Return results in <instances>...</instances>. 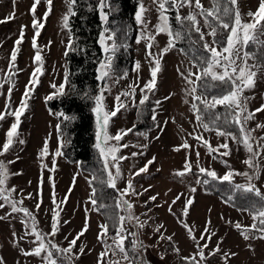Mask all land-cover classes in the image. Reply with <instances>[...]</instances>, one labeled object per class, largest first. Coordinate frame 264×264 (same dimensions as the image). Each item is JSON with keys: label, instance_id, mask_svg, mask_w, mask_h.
<instances>
[{"label": "rangeland", "instance_id": "rangeland-1", "mask_svg": "<svg viewBox=\"0 0 264 264\" xmlns=\"http://www.w3.org/2000/svg\"><path fill=\"white\" fill-rule=\"evenodd\" d=\"M33 0H0V21L4 20L13 12L15 18L7 22H0V111L4 110L8 101V88L12 87L11 106L14 109L20 102L25 85L29 84L30 77L38 65L34 63L35 49L32 47L35 30L32 27L33 16L30 8ZM144 5L150 9L146 14L149 21V31H155L154 26L158 22V12L152 0H143ZM205 7L210 6V0H202ZM239 8L247 19L246 14L249 11L255 12L259 6V0H238ZM48 5L46 0H41L37 6L36 17L43 21L44 13ZM68 5L66 0H53V8L47 17L45 27L40 30V35L36 37V42L41 50L43 58L42 73L37 74L38 83L29 100V107L21 117L20 139L25 141L24 144H16L14 149L0 160L15 161L8 164V168L13 175L10 176L7 186H15L16 192L12 194L13 199H23V206L32 211L39 225L44 232L50 231L51 209L53 194L57 204L67 196V202L61 204L63 211L60 213L62 221H68L63 224L60 232L55 237V241L60 245L67 247L70 241L83 228L85 223V209L88 208L89 230L78 241L77 249L80 246L85 247V254L80 256L74 264H97L99 254L104 250L103 244L97 240L99 232L98 225L104 223L100 213L92 209L88 202L91 188L87 182L90 174L79 168L76 162L67 160L63 155L55 157L58 143L63 139L57 134L56 123L58 114L50 109L46 103V97L57 91L51 87L52 84L59 86L65 83L66 61L64 51L69 40V29L63 28V17L67 13ZM138 10V9H137ZM182 13L188 14L187 7L180 9ZM24 28V39L19 45L15 68L19 71L15 74L14 79L7 80L10 69L11 52L16 46L15 42L20 37L21 26ZM207 32V29H205ZM141 34V28L138 25V33L134 41L135 63L129 75L125 78L111 75L104 81L103 86L107 88L104 92V107L110 111L114 106L116 95L124 91H130L129 85H139L136 87L134 100L125 98L128 104L126 110H121L116 117L112 118L108 125L110 135H115L120 130L131 129L133 118L135 116V107L141 98L139 88L142 87L150 77V64L146 57V43L142 40L136 43ZM211 40V37H207ZM168 37L161 34L156 37L157 47L154 51H159L167 46ZM141 67L135 70L136 62ZM191 60L179 49L175 48L164 55L161 61L162 71L157 78V91L155 97L161 101L155 110L156 126L149 133L143 134L134 131L129 132L120 142L128 144L127 148H122L118 155L128 157L120 162L122 178L117 182L118 187L123 189L127 181L132 182L138 192L143 194L137 197H131L135 205L133 213L141 221H146L142 229H137L129 225L131 231L138 232L139 239L146 246L144 259L150 264H177L179 256H190L195 251L194 242L188 237L185 229L178 223L177 217L180 216L185 201L192 197L194 204L189 209L187 222L195 230L199 237L203 230L205 222L210 219L212 230L217 232L213 238L210 247H215L216 241L224 237L221 245L225 252H235L238 255L230 259V264H264V240L252 239L246 241L235 229V222H240L244 226H250L253 221L249 214L238 211V208L226 204L220 197L207 192L202 184H197V178L191 173L184 177H179L175 173L182 170L186 157L191 160L193 168L197 160L196 151L200 152V165L206 168L214 169L219 175H223L228 168L221 160L227 161L233 169L239 172L252 173V169L247 168L243 163L249 157L247 151L242 145H237L229 141L232 149L230 156L213 159L208 155L207 149L202 147L196 140L189 136L202 130L197 128L193 113L190 111L191 103H185V100H191L186 95L188 87L177 72V68L182 71L190 67ZM252 63V61H249ZM245 95L251 97L248 105L249 110L259 108L264 104V76L257 79L255 87L247 91ZM165 97H169L165 99ZM167 121V124L164 122ZM14 117L9 116L5 121L0 122V145L5 141V133ZM256 124H264V112L256 113L255 119L250 121L248 127L255 128ZM159 125V126H157ZM161 128L164 130L161 132ZM213 146L223 143V138L216 137L214 132H203ZM253 136H264V129H256ZM157 137H159L157 139ZM47 140L48 155L41 157L40 153ZM185 140L192 145L189 150L181 149L174 151ZM115 144V141H110ZM147 145L146 148L139 146ZM223 151V150H221ZM133 152L143 155L133 157ZM215 155V154H213ZM19 159H16V157ZM153 157L155 162L149 165L148 171L139 176L132 174L139 168L144 167L147 161ZM56 160L55 171H51L52 160ZM256 163L259 165L260 179L255 183L264 192V159L257 158ZM45 165L47 167H45ZM159 169V170H158ZM15 173H20L15 175ZM75 177V180H74ZM235 181L245 183L243 176H236ZM195 187L196 191L191 189ZM147 189V191H144ZM31 194V198H27ZM179 194H183L181 199L173 205L175 215L169 213L168 206L172 200ZM156 195V201H150L149 197ZM42 199L41 208L36 209V204ZM210 210V211H209ZM10 207L0 208V216H6L10 213ZM22 214L14 213L7 215L6 219L0 220V257L6 261V264H42L40 257L24 256L20 249L29 250L34 247L30 243V238L24 236L26 228L21 223ZM231 221L232 224H229ZM163 224L164 235H172L176 248L180 249L179 254L175 251H164L163 243L165 240L159 239V234L154 231L156 227ZM13 232L16 237H13ZM67 237V239H65ZM18 242V247L14 243ZM111 241H109L110 243ZM127 243V242H126ZM251 244L254 251L249 250ZM161 254L164 259L161 260ZM108 259L107 257L105 258ZM209 264H225L221 255L209 257Z\"/></svg>", "mask_w": 264, "mask_h": 264}, {"label": "snow or ice", "instance_id": "snow-or-ice-1", "mask_svg": "<svg viewBox=\"0 0 264 264\" xmlns=\"http://www.w3.org/2000/svg\"><path fill=\"white\" fill-rule=\"evenodd\" d=\"M41 0H33L30 8V13L33 16L32 27L35 30V35L32 41V47L35 49L34 63L38 66L35 67L32 76L30 77L29 84L25 85L24 93L22 94L19 104L13 109L11 106V94L13 88H8V101L5 104L4 110L0 111V122L5 121L9 116L14 117V122L11 123L7 132L5 133V141L0 145V157L9 154L16 144H24L25 141L20 139V124L21 117L29 107V100L32 98V93L35 90V85L38 83L37 74L42 73L43 58L41 50L37 45L36 37L40 35V30L45 27L47 17L50 15L53 8V0H46L48 5L44 13L43 21L36 17L37 6ZM68 5L67 13L63 17V28L69 29V19L77 13L74 6L77 0H66ZM15 4V0H13ZM152 4L156 6L158 12V22L154 26L155 31H149L145 14L150 10L148 9L143 0H139L138 10L135 13V21L141 28V34L137 38L136 43L139 44L142 40L146 43V57L150 64V79L139 88L141 98L139 105L143 106L149 101V93H154L157 87L158 74L162 71L161 61L165 54L176 48L177 43L185 39L191 41L193 48L199 45V48L192 53L193 59L190 62V67L184 71L177 68V72L181 75L186 85V95L191 100H185V103H191L190 111L193 113L197 128L201 132L188 133L192 136L202 147L207 149L208 155L213 159L228 157L231 154L229 141L237 145H242L249 154V157L243 161L247 168L252 169V173L236 171L227 163L221 160L222 163L228 168L223 174L219 175L214 169L206 168L200 165V152L196 151L195 167L199 174L211 178L212 181H217L220 184H227L229 186V194L225 199V203H231L235 206V201L240 199L244 203L238 208V211L247 213L251 216L253 223L250 226H244L240 222H235L234 227L243 237L244 240L250 241L252 239L264 240V192L255 183L260 179L259 165L256 163L257 158L264 159V136L256 137L253 133L256 129H264V124H256L255 128L248 127L250 121L255 119L256 113L264 112V104L254 110H249V103L251 97L245 95L247 91L252 90L257 82V79L264 76V0H259V6L255 12L249 11L246 16L242 15L238 0H210V6L205 7L202 0H152ZM187 7L189 12L186 16L179 14L180 9ZM96 9L99 13V18L102 23L101 31L98 35V43L104 54V58L98 62L97 77L98 81H106L113 73V58L115 53L120 47H125L123 44L117 43V29L110 28L109 17L115 11L110 0H97ZM174 11V17L168 13ZM15 18L13 12L8 17L0 22H7ZM175 20L180 25L179 30L175 29L172 20ZM21 26L20 37L16 40L17 47L13 49L10 56L9 75L7 80L15 75L19 69L15 68V61L19 51V45L22 44L24 39V28ZM207 29V32H205ZM71 33V30L69 29ZM165 34L168 37L167 46L154 51L157 47L156 37ZM195 34V39H193ZM126 35V34H125ZM211 37V40L206 39ZM252 49H255L253 51ZM74 40L69 35L67 50L74 51ZM183 51V49H181ZM260 53L261 55H258ZM252 61V63H249ZM141 67L137 61L135 70ZM127 74L125 73L124 76ZM67 83V75L65 76V83L57 86L52 84L51 87L57 89L54 95H66L65 84ZM139 85H129L130 91H124L116 95L114 98V106L110 111H106L103 101L104 92L107 88L101 87L100 94L95 99V107L92 109L97 115V142L94 147L98 150L99 156L102 161L101 174L95 172L90 174L87 182L91 188V193L88 202L91 204L92 209L97 213L106 216V221L98 225L99 232L97 240L100 241L104 250L99 254L97 264H150L144 259V252L146 246L139 239L137 231H131L128 227L132 225L137 229H142L146 221H141L138 216H135L133 209L135 205L131 201V197L142 195L138 192L132 182V179L127 181L123 189L118 187L117 182L122 178L120 162L128 159L123 155H118L122 148H127L128 144L120 143L125 136L132 131V129L120 130L115 135H110L108 132V125L112 118L116 117L121 110H126L128 104L122 97L132 98L134 100L136 87ZM53 98V95L46 97V100ZM169 97H165L168 99ZM161 101L157 100L156 105L159 106ZM222 109V111H221ZM60 116L65 121H72L75 117H69L64 113ZM152 120L156 121L155 109L153 110ZM167 124V121L164 122ZM159 126V125H157ZM236 128L237 131H232L231 128ZM60 129V125H57ZM161 132L164 130L160 129ZM203 132H214L216 137L223 138V143L213 146L211 142L206 139ZM143 135V134H141ZM159 137H157L158 139ZM110 141H115V144H110ZM67 140H62L58 143V148L55 152V157L63 155L61 149L68 143ZM146 148L147 145L139 146ZM192 148L187 140L180 146L176 147L174 151L181 149L189 150ZM223 150V151H221ZM215 154V155H213ZM48 155L47 140L41 150L40 156ZM133 157L143 155V152L131 154ZM16 159H19L17 156ZM156 158L153 157L147 161L144 167L139 168L132 175L139 176L148 171L149 165L155 162ZM15 161L0 160V208L6 206L10 207L11 212L6 216H0V220L6 219L7 215L14 213L22 214L21 223L26 228L24 236L20 237L23 240L25 237L30 238V243L34 245L29 250L20 249L24 256L40 257L42 264H74L80 256L85 254V247L80 246L77 249L78 241L89 230L88 211L85 209V223L83 228L68 241L67 247H61L55 241V237L60 232L63 224L68 221H62L60 213L63 209L61 204L67 202V196L57 204L55 194H53L52 203L54 205L51 209V224L50 231H42L37 222L35 214L27 207L23 206V199H13L12 194L16 192L15 186L8 187V181L13 173L10 172L8 164ZM45 167H47L45 165ZM56 160H52L51 171H55ZM159 170V169H158ZM189 173H193V164L190 159L186 157L184 167L179 170L175 175L184 177ZM20 173H15L18 175ZM243 176L245 183H236L235 177ZM75 180V177H74ZM197 184L209 183L208 179H200L198 177ZM109 188L116 192L114 209L117 210L113 214H108L107 210L110 205L102 202V196L98 194V187ZM147 191V189H144ZM192 192L196 188L191 189ZM183 194L177 195L169 204V213L175 215L173 212V205L181 199ZM27 198H31V194ZM150 201H156L157 196L149 197ZM42 199L36 204V209L41 208ZM194 204V199L189 197L177 217L178 223L185 229L188 237L194 242L195 251L187 257H182L185 264H209V257H216L218 254L225 261V264H230V259L238 255L235 252H225L222 250V243L224 237H220L215 244V247H210L213 238L217 236V232L211 228V220L205 222L203 230L200 232L199 237L195 234V230L187 222L189 216V209ZM210 211V210H209ZM232 224L231 221H228ZM163 224L154 229L159 234L160 240H167L170 243L173 241L172 235H164ZM113 232V235H109ZM13 237L16 233L13 232ZM67 239V237H65ZM109 241H111L109 243ZM127 242V243H126ZM18 247V242L14 243ZM249 250L254 251L252 245H248ZM173 250L179 254L180 249L173 247ZM108 258L107 260L105 258ZM165 257L161 254L160 259ZM0 264H6L3 257H0Z\"/></svg>", "mask_w": 264, "mask_h": 264}, {"label": "trees", "instance_id": "trees-1", "mask_svg": "<svg viewBox=\"0 0 264 264\" xmlns=\"http://www.w3.org/2000/svg\"><path fill=\"white\" fill-rule=\"evenodd\" d=\"M110 3L115 11L109 17L108 26L117 29V43L125 45V47H120L115 53L112 75L125 78L129 75L135 63L134 41L138 33V25L134 17L138 9L139 0H110ZM96 5L97 0H77V4L74 6L77 14L69 19V29L71 30L69 35L71 34L74 40L75 50L68 51L67 56L65 55L67 46L64 51L67 75L65 91L67 94L59 96L54 95L56 93L54 92L50 94L53 95V98L46 100V103L50 109L58 114L56 123L57 134L63 140L69 141L61 149L63 156L71 162H76L81 170L89 174L95 172L99 175L102 171V161L98 150L94 147L97 142L98 127L97 115L92 109L95 107L94 98L100 94V89L104 83V81L96 79L98 62L104 58V54L98 43V35L103 25ZM168 14L174 17L176 13L171 11ZM179 14L181 16L187 15L182 13L181 10ZM172 24L175 29L179 30L180 25L174 19ZM192 38H196L195 34H193ZM206 39H208L207 36ZM176 47L180 50L183 49L182 52L192 60V53L199 48V45L193 48L191 41L185 39L178 42ZM252 50L255 51V49ZM258 55L261 54L258 53ZM125 73L127 74L126 76H124ZM14 76H12V79H14ZM156 91L157 87L154 93H149V101L145 105L140 106L139 101L137 102L135 116L131 125L132 131L147 134L155 128L156 121L152 120V115L153 110L157 108ZM60 113L75 117V119L70 122L65 121L59 115ZM57 125H60V129L57 128ZM231 130L237 131L234 127ZM191 174L197 179L198 177L200 179H208L209 183L207 185L201 183L204 190L217 195L225 201L229 194V186L227 184L212 181L211 178L199 174L196 168H193V173ZM95 186L98 187V194L102 196V202L113 206L107 210H102V212L107 211L108 214H113V212L117 211L114 209L116 192L106 187ZM243 203L244 201L237 199L234 207L239 208ZM228 204L233 206L231 203ZM101 216L105 222L106 216L103 214ZM113 234V232L109 233L110 236ZM173 247H176L174 241L171 243L167 240L164 241L163 250L165 252L174 251ZM182 257L187 256H179L177 264H185Z\"/></svg>", "mask_w": 264, "mask_h": 264}]
</instances>
